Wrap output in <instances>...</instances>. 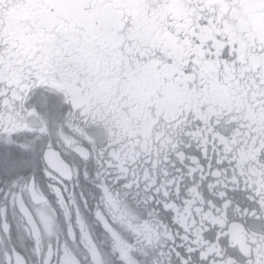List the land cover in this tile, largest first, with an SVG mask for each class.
Wrapping results in <instances>:
<instances>
[{
  "label": "snow or ice",
  "instance_id": "snow-or-ice-1",
  "mask_svg": "<svg viewBox=\"0 0 264 264\" xmlns=\"http://www.w3.org/2000/svg\"><path fill=\"white\" fill-rule=\"evenodd\" d=\"M100 56L169 99L156 138L62 83ZM0 264H264V0H0Z\"/></svg>",
  "mask_w": 264,
  "mask_h": 264
},
{
  "label": "flooded vegetation",
  "instance_id": "flooded-vegetation-1",
  "mask_svg": "<svg viewBox=\"0 0 264 264\" xmlns=\"http://www.w3.org/2000/svg\"><path fill=\"white\" fill-rule=\"evenodd\" d=\"M130 71L127 63L114 64L111 58L100 56L91 73L69 68L62 83L73 86L76 103L83 105L89 121L106 136L143 142L165 130L170 101L157 95L153 79L141 73L125 75Z\"/></svg>",
  "mask_w": 264,
  "mask_h": 264
}]
</instances>
